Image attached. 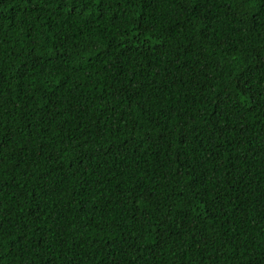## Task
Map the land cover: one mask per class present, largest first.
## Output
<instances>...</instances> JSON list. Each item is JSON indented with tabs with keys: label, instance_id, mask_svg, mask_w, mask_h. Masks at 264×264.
<instances>
[{
	"label": "trees",
	"instance_id": "obj_1",
	"mask_svg": "<svg viewBox=\"0 0 264 264\" xmlns=\"http://www.w3.org/2000/svg\"><path fill=\"white\" fill-rule=\"evenodd\" d=\"M0 264H264V0H0Z\"/></svg>",
	"mask_w": 264,
	"mask_h": 264
}]
</instances>
